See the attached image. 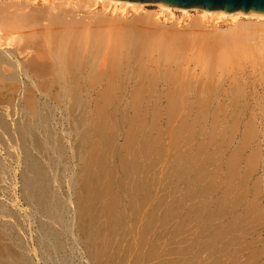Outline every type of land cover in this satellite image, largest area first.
<instances>
[{"label": "bare ground", "instance_id": "6f19581e", "mask_svg": "<svg viewBox=\"0 0 264 264\" xmlns=\"http://www.w3.org/2000/svg\"><path fill=\"white\" fill-rule=\"evenodd\" d=\"M150 6L155 9H148ZM100 100L117 103L208 101L219 104L226 119L238 117L240 126L245 124V118L264 117V15L122 0H0V140L5 134L18 139L20 158L11 156L21 163L17 174L15 169L11 171V163L0 155V182L5 175L18 178V190H13L16 196L10 201L13 204L21 200L28 206L30 212L25 214L26 217L24 215V221L31 226L26 229L22 214L0 197V264H82V256L92 261L98 255L95 253L99 251L94 253L90 247L95 244V237L97 240L104 238L102 234L108 226V230L113 228L115 234L124 226L123 233L122 230L117 233L121 236L133 231L127 219L131 217L130 211L143 214L140 212L145 207L140 203L143 187L141 189L139 184L137 189L129 187L132 189L129 194L127 184L119 186L120 183L115 182L118 186H114L119 190L114 195H117L118 204L121 201L118 205L121 213L113 214V224L107 222L106 225L99 220L106 209L102 205L100 210L97 199L107 194L106 185L109 181L112 185L113 180L107 177L109 181L107 179L103 185L107 189L100 184L99 187L97 184L101 180L96 177L97 172L95 175L92 171L93 164H89L92 168L90 170L88 165L89 174L84 171L89 179L80 183L79 171L70 168L66 160L70 147L63 142L60 132H75L78 139L80 135V144L75 148L77 154L74 153L76 150L71 152L79 157L77 160L80 159L87 139L84 136L89 131L84 116L89 118L92 114L87 104L90 106ZM86 107L90 111L88 116ZM191 108L189 112L181 110V114H190L196 107ZM196 110L200 113L198 108ZM262 135L264 143V131ZM249 138L251 141L252 137ZM185 139L180 141L177 164L178 206L175 214L178 229H175L179 236L173 246L177 247L176 255L169 260H174V264H258L261 254L257 257L256 249L257 243L264 241L260 237L264 218L259 213L263 203L259 206L258 201L262 190L257 193L255 185H264L260 182L261 179L264 181V152L261 158H257L263 178L252 177L260 178L259 182L254 180L255 184L254 181L252 184V175L248 171L251 165L248 166L250 169L245 168L247 156H243L248 140L246 144L240 138L233 142L234 145H226L227 148H237L238 153L234 155L238 154V157H234L238 160L232 157L234 162L231 159L233 153H230L228 156L232 162L224 161V167L220 163L221 167L216 169L213 165L222 162L220 154L225 146L219 145L220 150L214 146L217 151L212 152L216 160L218 156L221 158L213 164L216 162L211 153L213 159L208 161L209 164L212 161L213 167H209L215 171L209 172L208 163L207 167L205 163L199 165L202 157L196 155L198 152L195 154L191 145L186 146ZM225 151L224 148L226 154ZM216 152H220L219 155ZM114 176L110 178L115 179ZM129 178L131 181L132 177ZM121 179L128 183L120 176ZM64 186L72 191L71 196H63L66 194ZM97 186L106 194L95 193ZM1 189L0 196L3 195ZM80 189L89 192L88 199L86 192L85 197H81L83 202L74 197ZM111 190L108 189L114 193ZM135 192L140 193V198ZM136 199H139L137 206L141 204L143 207L129 211ZM69 201L75 203L74 211ZM80 201L83 203L81 216L77 213L82 205ZM112 217L110 215V219ZM79 219L82 220L80 224ZM99 221L107 226H104L105 231L100 228L103 225L99 227ZM108 223L113 227L110 228ZM98 243L97 250L105 246ZM112 257L111 263L115 259ZM107 258L103 262L99 256L103 263ZM165 258L168 261V257Z\"/></svg>", "mask_w": 264, "mask_h": 264}, {"label": "rangeland", "instance_id": "374dc122", "mask_svg": "<svg viewBox=\"0 0 264 264\" xmlns=\"http://www.w3.org/2000/svg\"><path fill=\"white\" fill-rule=\"evenodd\" d=\"M148 9L153 10V9H155V7L150 6V7H148ZM93 103H95V104H93ZM207 103L210 105V107ZM91 104H93V105H91ZM216 104L215 103L210 104L208 101H206V102L198 101L196 103H185L184 101H179V100H177V101L166 100V101L160 102V103L159 102H157V103L156 102L155 103L154 102L146 103V102H137V101H132V102H128V103H126V102H124V103L118 102L117 103V102H111V101L110 102L109 101L104 102L103 100L102 101L100 100L98 103H96V101L90 103V106H88L89 104H87L88 108L91 107L90 110H91L92 114L89 115L90 111L87 110V107H86L85 113L87 111L86 115L88 114L90 117L86 118V116H84V118L87 119L86 126H88L87 130H89V131L84 136L85 138H87V139H85L86 141L84 142L86 144L83 143L84 144L83 145L84 147H82L83 150L81 149V151L84 155L82 154V156H80V159H78V160H77V158H79V157L76 156L75 154L71 153V152H74L73 150H76L75 149L76 146L78 144H80V140H81L80 135H79V139H78V138H76V136H74L75 132L72 133L70 131L72 134L70 132H68L70 134H68L67 132H60V136H62L63 142H65L67 147L68 146L70 147V148H68L69 152H68L67 157H66V160L68 161L67 162L68 166H70V168L74 169L75 171L76 170L79 171L78 175H79V173L81 175L80 176L81 178L79 177L80 183L81 182L84 183L86 181H83V180L89 179L88 178L89 175L87 176V174H84L85 173L84 171L89 170V167H90L89 164H91V165L93 164V166H91L93 169L90 167V170L92 169V171H94L95 175H96V172L98 175H99V172L104 174V175H102L100 173V176H101L100 179H99L98 175L96 176V177H98L99 181L100 180L102 181V182L100 181L101 183L100 182L98 183L97 182L98 180H96V182L98 183L97 185H99V184L102 185L101 187L103 189L108 188L109 191H110V189H112L111 191H113V189H116V187L114 186L115 182L118 184L120 183L119 186L127 184L128 189H129V187L131 188L132 186H133L132 189L133 188L137 189L138 188L137 184L140 185L139 187L141 189H142V187L144 189V190H142L143 192H141V190L139 189V191L141 193H143L142 194L143 196L141 198H140V196H141L140 193H139L140 196L137 194L138 190H137V192H135L137 194V196L140 198V203H142L143 206H145V207H143L140 204V207L142 206L144 208V211L143 210L140 211L143 214H138L139 211H137V210H139L138 208H140V207H138L139 206V201H138L139 199H136V201L134 200L135 202H134L133 206L136 205L135 207H137V208L132 206L133 208L131 207L129 209V211L131 209L132 210L135 209V211H137V213L134 211H132V212L130 211L129 213H130L131 217L133 215L131 213H134V214L136 213L139 216H137L135 214L136 216L133 215L132 218L127 217V218H129L127 220L128 221L130 220L129 222L131 223V221L133 222L135 219L139 218L138 219L139 221L137 220L138 223L136 220H135L136 222L134 221L135 223L134 222L131 224L129 223V225L132 226L133 231H131L130 233H126V236H125V234H123L121 236V235H117V233L120 234V232L122 230V232H121V234H122L124 231L123 229L125 227L122 226L124 228L121 227L120 228L121 230L119 229L120 231H118L115 234V233H113L114 232L113 228H111L113 226L110 224V223L113 224V220H114L113 214L119 215L121 213V211L119 212V209L121 210V207L118 206L121 203V201L118 204L117 201H119V200L117 199V197H115L117 195H114V194H118V193H115V191L118 192L119 188H117L118 190L117 189L114 190L113 191L114 193H112V192H109L108 189H107V191H105L103 189L100 190V189H98V186H97L98 190H96L95 193H98V195H100V196L102 193H105V192L107 193V194L105 193L106 195L102 194V197L104 195V198H102V197L100 198L99 196H95L96 198L99 197L98 199L100 201L97 199V202H98V206L100 205V207H99L100 210H101L102 205L104 207V210L105 209H106V211L108 210L107 212L106 211L102 212L104 210L101 211L102 212V215H101L102 219H100L101 218L100 217L99 220H102V222H104L106 225H107V222H110V223H108V225L110 224V228L113 231V232L109 231L108 230L109 226L107 227L104 223L102 224L101 221L98 222L99 227L103 225L100 228L104 229V231H105V228L107 227V229H106L107 231H105V232L102 231L101 233L104 232V234H106V233L110 232L109 234L111 236H109V234L108 235L106 234L107 235V237H106V235L102 234L103 237L105 238L104 239V238H101L102 236L99 234L101 237L98 236L97 238H101V239L97 240L95 237V244L94 245L92 244L93 247L95 246V248L90 247V250L92 251V249H93V252L95 250L99 251V253L98 252H96V253L94 252V253L98 254V255L100 254L99 256H100L101 260H103V262L105 261V257L106 258L108 257L106 259V262L108 261L107 262L108 264L109 263L110 264H114V263L117 264L118 261H121V262H119L121 264H123V263H125V264H130V263H133V264L134 263H136V264H169V262H171L170 261L171 258L174 259L173 257H175V255H176L175 250H177L176 249L177 247H173V246L175 245V243L177 244V241H178L177 237L179 236L178 230L176 231V229H175L176 227L178 229V225L176 226V224H178V221H177L178 219L176 220L177 214H175L176 213L175 210H177V208L175 209V207L178 206L176 204V203H178L176 201L177 200L176 199L177 193H178V186H177L178 185L177 184V180H178L177 179L178 178L177 167L178 166H177V164H178V151L180 148V143H181L180 141H182V138L186 137L184 143L186 144V146L188 145V148L190 147L189 145H191L195 154L198 152V154H196V155L201 156L202 159L205 158L204 159L205 161L207 159L206 162L205 161L201 162L202 159H200L199 165L202 164L204 166L203 163H205V165L208 163L207 165H208V169H209L210 167H213V166H214V168L219 167L220 163H222L221 166H223L224 161H225V163L228 160L231 161L230 156H228V155H231L232 153H233V155H231V159L233 160V158H234L235 160L236 159L238 160V158H237L238 154L234 155V153L235 154L238 153V151H236L237 148H232V149H231V147L227 148L226 145H229V143L232 144L233 142L235 143V141L236 140L238 141L240 138H242V140L246 142L248 140L249 136H250V138L252 137V139H253V137H255L253 140L251 139V141L250 140L247 141L251 145L252 149H250V145L247 144V142H246L247 145L245 144L248 148L245 147L246 150L244 151V153H246V155L244 154L243 156L244 157L247 156L248 158L245 157L247 159V161H246V165H244V166H246L245 168H247V170H248V168L250 167L249 164L251 165L252 170L250 168H249L250 170H248L249 174L252 175L250 178H252L254 176H257V178H258V177H261L263 175L262 174L263 171L260 170L262 168H260V164H259L260 160H258L259 159L258 157L261 158V156H262L261 154H263V152H264V150H263L264 149L263 148L264 143H263V138H262L263 137L262 131H264V125H263L264 122L261 124V122L264 120V117L251 116V117L256 118V120L253 118H248V119L245 118V121H246V122L244 121L245 124L240 126V123H239L240 121H239L238 117L234 116V118H233L230 116L226 119V116L224 115L225 113L223 111H221V107L220 108L218 107L219 104L218 105H216ZM213 105H216L218 108L216 106H214V107H216V108H214ZM195 107L198 108V111H200V113L199 112L197 113V110ZM206 107H208L207 108L208 111L206 110ZM189 108H191L192 110L195 108L194 110H196V112H194V110H193V112H191L190 114H183V113L181 114V110H186V112L191 111ZM212 108H214L213 109L214 113L211 112ZM218 109L220 110L221 113L218 111ZM201 110L204 112L201 113L202 112ZM205 111L208 113H206ZM85 113H84V115H85ZM209 113H211V114H209ZM218 113H220V114H218ZM197 114H200V115H197ZM195 116H198L200 118H197V117L195 118ZM223 116L225 118L222 120ZM258 118L260 121L258 120ZM88 119H89V124H88ZM226 120H228V122H226ZM224 123H225L224 126L221 125ZM258 123L260 125H263V126H260ZM221 128H222V130L219 131ZM258 130L261 133H259ZM256 131L258 133H256ZM181 132H183L185 136ZM180 134H181V136H180ZM237 134H238V136H237ZM241 135L242 136L244 135V136L242 137ZM256 136H258V137H256ZM1 137H2V139H1L2 142L0 140V143H2V145L0 144V146H1L0 147V150H1L0 155L5 157L7 162L11 163V166H12L11 171H14V169H15L16 173L18 174L21 170V163L19 160H17V162L14 161V159L12 157L14 156L16 159L20 156L19 141L16 137L9 136L7 134L2 135ZM232 137H235L233 139V142H232ZM260 138H261V140H260ZM218 139H219V143H216V141L218 142ZM76 141H77V144L75 145L74 142H76ZM245 142H243V143H245ZM234 143H233V145H234ZM216 144H218V145H216ZM219 145H221L222 148L224 147L226 150L225 151L226 154L224 153V148L222 149L223 152L220 151V152L224 153L223 155H222V153L220 154V156H223L222 157L223 160L220 156H218V157L221 158V160L219 158L216 160L217 157H215V154L212 152V151H215L216 149L220 150L221 148ZM71 146L74 148H72ZM214 146H217L216 149ZM84 149H85V151H84ZM247 149H248V151H247ZM233 150H235V152H233ZM220 152H218V153L216 152L217 155H219ZM70 153L72 155H69ZM74 153L77 154V150ZM211 153H213L214 156H213V154L211 155ZM247 153L248 154L251 153V155L248 156ZM252 153L254 154V156ZM200 154H203L204 157H203V155H200ZM11 155H13V156H11ZM225 155H226V157L227 156L228 157L227 158L224 157ZM71 156H73V157H71ZM212 156L214 159L211 158ZM234 156H237V157L235 158ZM249 157L250 158L254 157V158H251V160H252L251 161ZM245 158H243V160ZM208 159H210V160L213 159V161L216 162L213 164H217V162H219V160L222 162H219V164H217L218 166H216V165L212 166L211 165L212 161H210L211 163L209 164ZM255 159H257V161H255ZM235 160H233V161L236 162L237 160L236 161ZM248 161H250L251 163H249ZM244 163H245V161H244ZM256 164L258 165L259 168L257 167ZM75 165H76L77 169L74 167ZM88 165H89V167H88ZM207 165L205 167H207ZM252 165H256V167L258 169L255 170L256 167L255 166L252 167ZM94 166H96L98 169H96V167H94ZM132 166H133V168H132ZM124 167H126L127 169L125 170ZM129 168H131L132 170L131 169L129 170ZM122 169H124L125 171ZM210 169L208 170L209 172L213 171V170L215 171V169H213V168H210ZM253 169H254V171H253ZM97 170H100V171H97ZM102 170L104 172H102ZM121 170L124 172V175L121 174V173H123ZM250 171H252V172H250ZM128 172H130L131 175ZM87 173H88V171H87ZM109 174H110V176L115 174L116 175V177L114 176L115 179L118 177L119 178L116 179V181H115V179H113V177L110 178ZM125 175H126V178L128 177L127 179H125V177H124ZM120 176L122 178H124V180H127L129 184L122 182V179L120 180ZM130 176L132 177L131 181H133L134 183L129 181ZM107 177H109L110 180H113L112 185H110V183H112V181H109V179ZM85 178H87V179H85ZM212 178H213V176L211 174V179ZM261 178H263V177H261ZM107 179L110 183L107 181ZM118 180H119V182H118ZM254 180H256V177L252 178V184H253ZM258 180H256V182H259ZM17 181H18L17 177L14 179V178H11L8 176L6 177V175H5V178L3 179L2 183L0 182V187L3 188V189H1V191L3 190V195H1L0 197L4 198L6 203L9 204L10 207L15 209V211H18L22 214V215H20V216H23L22 217L23 218L22 224L24 226L26 225L25 226L26 229H27V227H30L28 229H31V226L28 225V221L27 220L24 221V218L26 217L25 214L30 212L28 206L25 203H23V201H21V200H16L15 202H13V204H15V205H13L12 202L10 201L13 197L16 196V194L13 192V190H15V189L18 190L19 184ZM106 181L108 182L107 185L105 183ZM138 181H139V183H138ZM261 181L264 183V181L262 179L260 180V182ZM104 184L106 185L107 188L104 187L105 186ZM118 184H115V185L118 186ZM134 184H136L135 187H134ZM254 184H255V181H254ZM258 184L256 183L257 186L255 185V187L257 189L256 192L260 193V191L262 190L260 193L261 196H260V194H258V196L261 197L258 199V201L260 200L259 206L263 203L262 204L263 209L261 206V208H259V213L262 214V216L264 218V214H263V210H264V185H262L261 183L259 185ZM100 185H99V187H100ZM260 185L262 186L261 189H260V187H261ZM80 186H81V184H80ZM67 189H68V187H65L63 190L64 193H66L63 195L65 198L68 197L69 195L70 196L72 195V193H71L72 191L67 190ZM132 189H129V194L132 191ZM135 189L133 191H135ZM85 192L86 191H84V190L82 191L80 189V191L77 192L78 194L75 193L76 195H74V197L77 196L76 199L82 200L81 197H85V195H84ZM87 192H86V195H87L86 198L88 199ZM66 195H68V196H66ZM95 195H97V194H95ZM101 199H103V200H101ZM79 200H78V202H79ZM83 200H82V202H83ZM141 200H142V202H141ZM144 200H145V202H143ZM101 201H102V203H101ZM137 201H138V204H137ZM82 202L80 201V204H82V205L79 206L80 208H78L79 210L77 211L78 215H80V216H81V212L83 210V207H82L83 203ZM114 203L116 204L115 207H117V208H115L113 206ZM68 204L72 208V209L71 208L70 209L74 211L75 209H73V207L74 208L76 207L75 203L73 204L72 202L70 203V201H69ZM143 208H141V209H143ZM260 210L262 212H260ZM103 214H105V215L103 216ZM24 215H25V217H24ZM110 215L113 216L111 219H110ZM134 216H135V219H134ZM136 217H138V218H136ZM22 218H21V220H22ZM109 219L112 220V222ZM81 221L82 220L79 219L78 223L80 224ZM99 223H101V224H99ZM262 223H263L262 228H264V219H262ZM133 224H137V225L133 226ZM104 226H105V228H104ZM134 228L136 230L138 229L139 232L134 230ZM261 232L262 233H261L260 237H261V241H262V240H264L263 239L264 238L263 237L264 236L263 235L264 229ZM111 233H113V235ZM176 234H177V236H176ZM108 239H110V240H108ZM98 242H100L101 246L103 244H105V246L103 245L105 248L104 252H102L103 254L100 252L101 249L103 248V246L102 247L100 246L101 249H99V250H97L98 248L96 249V247H97L96 244ZM262 243H264V241L257 243V246H258L256 249L257 257H259L258 256L259 254H261V256L258 258V264H264V244L262 245ZM98 247H99V245H98ZM106 247L108 249H106ZM173 248H175V249H173ZM258 248H259V251H261L260 253L258 251ZM102 251H103V249H102ZM107 252L110 253V254H108L110 257L108 255L105 256L106 255L105 253H107ZM83 253H84V250H83ZM101 254L103 256H101ZM111 254H113L114 256L112 255L113 256L112 257ZM93 255L94 254H92V257H93ZM97 256L95 255L96 260L94 259V257L92 258L93 259L92 261L95 263H93L92 261H89L86 256H85L86 258L82 256L81 257V263L83 264V260L85 258L91 264H97V262L99 264V262L101 260L99 259V256L98 257ZM124 256H127L128 259L125 258ZM111 257L112 258L115 257V259H113V263L110 262ZM116 257H117V261H116ZM165 257H168V261H167V258H165ZM118 258H120V259L123 258V259L118 260ZM87 260H84L85 264H88ZM123 260H125L127 263L125 261L123 262ZM172 261L174 262V260H172ZM103 262L101 261L100 264H102ZM173 262H171V264H174ZM105 263H103V264H105Z\"/></svg>", "mask_w": 264, "mask_h": 264}, {"label": "water", "instance_id": "95a60500", "mask_svg": "<svg viewBox=\"0 0 264 264\" xmlns=\"http://www.w3.org/2000/svg\"><path fill=\"white\" fill-rule=\"evenodd\" d=\"M154 3L167 7L200 8L207 11L264 15V0H122Z\"/></svg>", "mask_w": 264, "mask_h": 264}]
</instances>
